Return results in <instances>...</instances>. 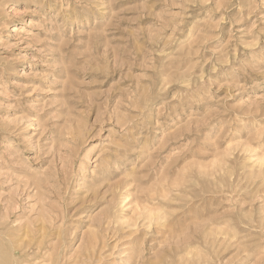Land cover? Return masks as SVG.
Returning a JSON list of instances; mask_svg holds the SVG:
<instances>
[{
  "label": "rangeland",
  "instance_id": "obj_1",
  "mask_svg": "<svg viewBox=\"0 0 264 264\" xmlns=\"http://www.w3.org/2000/svg\"><path fill=\"white\" fill-rule=\"evenodd\" d=\"M0 264H264V0H0Z\"/></svg>",
  "mask_w": 264,
  "mask_h": 264
}]
</instances>
